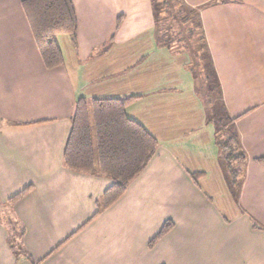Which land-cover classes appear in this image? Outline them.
<instances>
[{"label": "crops", "instance_id": "0c3cea01", "mask_svg": "<svg viewBox=\"0 0 264 264\" xmlns=\"http://www.w3.org/2000/svg\"><path fill=\"white\" fill-rule=\"evenodd\" d=\"M22 1L0 0V264H264V0H183L247 159L236 197L190 57L159 45L152 0H72L75 43L57 37L50 70ZM130 97L125 115L158 146L97 213L111 181L65 168L71 117L79 99Z\"/></svg>", "mask_w": 264, "mask_h": 264}, {"label": "trees", "instance_id": "16d2710c", "mask_svg": "<svg viewBox=\"0 0 264 264\" xmlns=\"http://www.w3.org/2000/svg\"><path fill=\"white\" fill-rule=\"evenodd\" d=\"M22 8L45 68L50 70L60 66L63 59L57 37L69 36L75 43L77 18L72 0H23ZM152 9L159 45L174 54L185 53L190 57L189 70L195 80L196 92L205 106L207 121L215 127L219 161L225 168L229 185L235 189L233 194L236 197L247 159L234 126L235 120L228 116L222 102L199 13L183 0H152ZM134 100L133 97L79 99L75 104L63 151V164L72 172L101 175L111 181L102 195L97 213L123 194L158 146L153 136L125 115L126 106ZM171 226L170 222H166L149 245L164 236ZM16 234L13 232L7 243L12 254L19 257L25 252L20 243L15 242L19 237Z\"/></svg>", "mask_w": 264, "mask_h": 264}, {"label": "rangeland", "instance_id": "374dc122", "mask_svg": "<svg viewBox=\"0 0 264 264\" xmlns=\"http://www.w3.org/2000/svg\"><path fill=\"white\" fill-rule=\"evenodd\" d=\"M175 28V27H174ZM90 125H91V129H92V121H90ZM93 148H94V153L96 155V147H95V143H94V139H93ZM9 228L10 230L13 232L14 230H17L18 227L17 225H15V223L13 221H11V223L9 224Z\"/></svg>", "mask_w": 264, "mask_h": 264}]
</instances>
